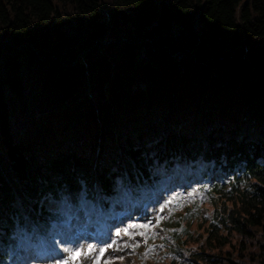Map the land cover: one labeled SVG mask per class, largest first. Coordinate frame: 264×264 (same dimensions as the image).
<instances>
[{
    "label": "trees",
    "instance_id": "trees-1",
    "mask_svg": "<svg viewBox=\"0 0 264 264\" xmlns=\"http://www.w3.org/2000/svg\"><path fill=\"white\" fill-rule=\"evenodd\" d=\"M177 166L242 174L165 264H264V0H0V264L92 169L106 200Z\"/></svg>",
    "mask_w": 264,
    "mask_h": 264
},
{
    "label": "rangeland",
    "instance_id": "rangeland-1",
    "mask_svg": "<svg viewBox=\"0 0 264 264\" xmlns=\"http://www.w3.org/2000/svg\"><path fill=\"white\" fill-rule=\"evenodd\" d=\"M219 59L221 60L222 58ZM238 171H240L239 167ZM175 172V175L168 180H166V176L163 175L162 178H160L161 181L147 180L143 183H138L134 190H131L129 185L120 187L118 190V198H116L112 208L107 210L102 207V200L98 198L99 185L98 183L96 184L95 178L91 181L89 194L82 191L79 195L80 199L76 201L77 208L75 204L71 203L75 201H72L69 194L60 193L59 199L49 201L50 207L52 205L56 207L60 215L56 216L57 220L54 218L52 222L48 224L42 223L41 225L46 230V236L43 237L37 232L32 237L33 241H31L29 240L27 231L23 230L20 226L16 227L18 232L20 230L27 238L19 241L18 249L12 252L11 257L7 258L6 264H65L67 261L62 256L60 244H64V246L61 247L63 252L67 239L62 233L69 228H73L71 231L79 230L73 226L74 219L72 215L73 212H79L84 207L89 208L92 212V225L99 230L96 233H120L122 237L125 236V241L120 243L125 250H123L124 253L120 252L117 255L114 253L108 255L106 254L107 250L113 243L109 244V246L107 244L99 246V244L94 242L93 245L96 247L89 248L91 241L89 237H86L89 244L86 249L87 252L80 246L71 249V252L80 253V255L93 253L96 255V258L92 261L94 264H96L97 260H99V264H161V262L169 258L176 259L177 254L175 250L178 244L167 235L159 221L162 218H164V221L170 215H173V209L178 206L182 208H189V206L194 207V212H191L193 215L196 217L205 216L209 218L208 211L205 208H200V206L210 200L211 187L216 181L228 182L232 180L230 175H220L215 171L214 173H217V175L213 176L212 170H209L206 175L199 176L196 173H188L186 170H181L179 167L176 168ZM237 173V170H234L231 174L236 176ZM122 195H128L127 201L129 202V208L122 212L124 214L117 213V209L121 207L120 200ZM157 198L159 199L153 203ZM86 202L89 203L87 206ZM84 203L85 205H83ZM66 207H68L69 210H64ZM134 208L141 209L137 210L139 211L138 213L146 209L153 210V214L148 217L147 222L140 221L137 224H147L149 225L147 228H134L132 227L134 223L128 221L127 217L129 210ZM96 214L97 217L95 222L98 224L94 223ZM134 215L138 214L134 213ZM106 222H112V226L107 227L105 225ZM79 225L80 224H78V226ZM80 227L82 226L80 225ZM125 230H127V233H125ZM84 232L86 231L82 230V233ZM141 233H143V235H141ZM109 234L106 237H109ZM65 235L68 239L73 237L72 232L70 234L71 236L68 234ZM112 235L113 234H110L111 237ZM127 235H130L129 239H127ZM5 247V245L2 246L3 251ZM89 249H91L90 252ZM103 249H106V251L102 252ZM94 250H97V252L94 253ZM76 260L77 259H73V264H79Z\"/></svg>",
    "mask_w": 264,
    "mask_h": 264
},
{
    "label": "bare ground",
    "instance_id": "bare-ground-1",
    "mask_svg": "<svg viewBox=\"0 0 264 264\" xmlns=\"http://www.w3.org/2000/svg\"><path fill=\"white\" fill-rule=\"evenodd\" d=\"M126 201H124V203ZM137 210H141V209H136V211ZM138 212L139 211L134 212V213L139 214ZM81 214H84L85 216H89L90 215L88 212H83ZM141 214H142L143 217H148V216L152 215V211L151 210H147V209L144 210V211L142 210L140 212L139 216H141ZM77 215H79V214H75V217H77ZM77 222H79V223H77ZM82 223H83V225H82ZM78 224H80L82 226L81 229H83L86 232L82 233V231L79 232V231L72 230L71 232L73 234V237H71L70 239H68V237L64 234L65 238L67 239V243H66V246L63 248L64 251L62 252V254L66 255V256H69L70 257L69 261L73 260V258H72L73 252H71V249H73V246H75V245L83 246V247H85L87 249V246L89 244H88V241H87L86 237H89V240L91 241L90 235H92L93 232L95 231V228L91 224V218L90 217H88L84 221H75L74 225L78 226ZM119 238H120V235L118 236V235H115V234H113L112 237L110 236V234H109V237H106V241H108L109 244L113 243V245L109 246V248H108L109 251L111 249H114V251H118V252H121L123 250V248H119L118 247L119 246V243H118ZM95 243H97V242H95ZM90 255H88L87 257L86 256H81V257L77 258L76 261L79 264H87L88 261H89L88 259H91Z\"/></svg>",
    "mask_w": 264,
    "mask_h": 264
},
{
    "label": "snow or ice",
    "instance_id": "snow-or-ice-1",
    "mask_svg": "<svg viewBox=\"0 0 264 264\" xmlns=\"http://www.w3.org/2000/svg\"><path fill=\"white\" fill-rule=\"evenodd\" d=\"M149 225H147V224H143V225H137V224H134V225H132V227H134V228H137V227H140V228H147ZM125 233H127V230H125ZM116 235H120V233H116ZM141 235H143V233H141ZM91 251V249H89V252ZM103 251H106V249H103L102 250V252ZM74 255V257H76V258H78L79 257V255H80V253H74L73 254ZM65 264H67V262H65ZM96 264H99V260H97L96 261Z\"/></svg>",
    "mask_w": 264,
    "mask_h": 264
}]
</instances>
